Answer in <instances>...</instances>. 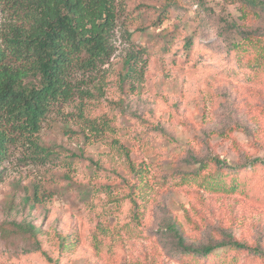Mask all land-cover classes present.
I'll list each match as a JSON object with an SVG mask.
<instances>
[{
  "label": "rangeland",
  "instance_id": "rangeland-1",
  "mask_svg": "<svg viewBox=\"0 0 264 264\" xmlns=\"http://www.w3.org/2000/svg\"><path fill=\"white\" fill-rule=\"evenodd\" d=\"M115 8L112 55L76 76L81 96L47 113L44 151L20 141L0 162V264H264L246 251L183 255L166 232L174 223L186 244L231 237L264 251V167L233 193L181 180L193 159H264V73L238 67L223 23H241L238 5ZM128 54L137 63L124 80Z\"/></svg>",
  "mask_w": 264,
  "mask_h": 264
},
{
  "label": "trees",
  "instance_id": "trees-1",
  "mask_svg": "<svg viewBox=\"0 0 264 264\" xmlns=\"http://www.w3.org/2000/svg\"><path fill=\"white\" fill-rule=\"evenodd\" d=\"M224 1L238 5L241 23L223 20L225 29L234 32L228 49L236 64L264 73V0ZM117 19L115 0H0V162L7 149L20 141L28 142L34 151H44L36 138L41 122L53 106L71 103L83 94L74 82L78 74L94 72L110 59ZM249 53L252 57L245 59ZM136 63L134 54L125 57L124 80L132 77ZM193 163L196 170L183 173L182 183L198 184L210 193L238 191L245 185L244 178L264 167V159L258 158L242 166L217 157L193 159ZM211 168L216 175L209 172ZM166 232L183 255L206 257L235 250L264 259L263 250L231 237L194 246L185 243L174 223L166 226ZM68 239L63 237L61 245Z\"/></svg>",
  "mask_w": 264,
  "mask_h": 264
}]
</instances>
